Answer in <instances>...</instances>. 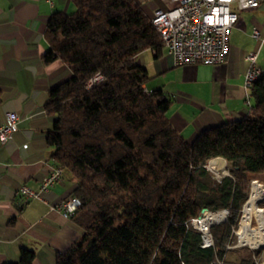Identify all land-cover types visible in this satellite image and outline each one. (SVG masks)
Wrapping results in <instances>:
<instances>
[{"label": "trees", "instance_id": "obj_1", "mask_svg": "<svg viewBox=\"0 0 264 264\" xmlns=\"http://www.w3.org/2000/svg\"><path fill=\"white\" fill-rule=\"evenodd\" d=\"M69 1L71 12L47 20L43 61L61 60L71 75L52 88L44 109L53 117L50 156L75 180L71 195L81 205L72 217L82 235L56 264H255L251 256L223 258L241 208L264 214L244 203L248 181L264 185V73L249 88L244 116L188 142L166 115L163 91L145 88L149 76L136 61L144 49L159 55L163 48L150 18L134 0ZM95 74L102 78L87 85ZM218 160L229 171L219 179L206 168ZM255 186L264 206V188ZM203 209L228 210L210 225L209 246L192 224ZM33 258L21 248L17 261L4 264Z\"/></svg>", "mask_w": 264, "mask_h": 264}, {"label": "crops", "instance_id": "obj_2", "mask_svg": "<svg viewBox=\"0 0 264 264\" xmlns=\"http://www.w3.org/2000/svg\"><path fill=\"white\" fill-rule=\"evenodd\" d=\"M150 17L155 9L171 8V0H134ZM69 0H0V126L7 111L17 114V130L0 142V264L19 259L21 248L34 251L32 264H56L77 241L82 230L73 217L51 209L71 195L75 184L64 170L43 199L19 201L18 188H37L42 177L55 166L53 147L47 141L53 117L44 109L52 88L71 72L61 60L43 61L49 48L45 28L55 11L71 12ZM256 27L264 35V0L255 8L238 12L228 34L226 60L218 65H176L163 47L157 55L144 49L136 61L149 76L148 90L161 89L169 101L166 115L188 142L203 130L241 118L250 106L246 102L244 78L249 51L262 50L252 35ZM259 58V56H258ZM257 65L264 71V66ZM251 103V102H250ZM255 186V185H252Z\"/></svg>", "mask_w": 264, "mask_h": 264}, {"label": "built area", "instance_id": "obj_3", "mask_svg": "<svg viewBox=\"0 0 264 264\" xmlns=\"http://www.w3.org/2000/svg\"><path fill=\"white\" fill-rule=\"evenodd\" d=\"M175 6L171 8L155 9L149 17L161 37L162 45L166 52L173 58L176 65L223 63L228 54V34L231 27L238 19V12L244 9L258 7L263 0H171ZM252 35L260 39V47L264 48V35L260 36L256 27ZM258 49L250 51L246 58L249 66L245 73L244 87L247 89L246 102L250 106L249 88L253 83L260 67L257 62ZM102 78L95 74L88 82L98 81ZM17 114L7 111L5 122L0 126V142L11 138L17 130ZM63 168L53 166L44 174L37 188H31L22 184L18 188L19 201L26 202L29 199H43L44 194L61 178ZM81 205V200L69 195L51 205V209L61 211L66 218L72 217ZM221 220L227 218L228 210L222 209ZM192 224L202 233V245H213V236L208 229L205 233L196 224V218Z\"/></svg>", "mask_w": 264, "mask_h": 264}, {"label": "bare ground", "instance_id": "obj_4", "mask_svg": "<svg viewBox=\"0 0 264 264\" xmlns=\"http://www.w3.org/2000/svg\"><path fill=\"white\" fill-rule=\"evenodd\" d=\"M263 73L264 71L260 69L259 73L253 77V82ZM211 169L217 176H222L226 173L222 160L212 165ZM221 217L222 212L210 211L197 218L196 224L200 226L205 233H208L209 225L220 220ZM235 234L238 237L240 245H249L252 248H264V214L253 210L243 211L238 226L235 229Z\"/></svg>", "mask_w": 264, "mask_h": 264}, {"label": "rangeland", "instance_id": "obj_5", "mask_svg": "<svg viewBox=\"0 0 264 264\" xmlns=\"http://www.w3.org/2000/svg\"><path fill=\"white\" fill-rule=\"evenodd\" d=\"M250 52V51H249ZM248 52V53H249ZM247 53V54H248ZM258 56H259V58H258ZM257 58H258V62L261 64V62H262V65L264 66V48H262V50L260 51V53L257 55ZM257 64V63H256ZM215 158H217V157H215ZM220 159V158H219ZM224 159V158H223ZM222 159V160H223ZM220 160H218V161H216V162H219ZM225 161V160H224ZM223 161V164H224V167H225V170H226V173L225 174H223V175H227V174H229V171H228V168H227V163L226 162H224ZM209 162V161H208ZM215 162V163H216ZM214 163V164H215ZM208 164V163H207ZM206 164V167L209 169V171L212 173V175H213V177L214 178H217V179H219V178H221V176H217L215 173H214V171L211 169V166L212 165H207ZM213 164V165H214ZM223 177V176H222ZM248 184H249V193H248V197H247V199L248 200H252L255 204H257V205H259V206H261V207H264L263 206V203L262 204H260V203H258V202H256L255 200H254V194H255V191H256V186H252V184H255V183H249V181H248ZM255 185H259L260 187H263L264 188V185H262V184H255ZM250 210H253V209H250ZM218 211H221V210H218ZM243 211H246V210H243ZM242 210H241V212H240V216H241V214H242V212H243ZM253 211H256V212H259V213H261L260 211H257V210H253ZM261 214H263V213H261ZM228 215V214H227ZM197 219V218H196ZM239 219H240V217H239ZM222 222V221H221ZM239 222V221H238ZM212 225V224H211ZM210 227V226H209ZM234 233H235V231H234ZM255 248H252V247H250L249 245H240V243L238 242V237L236 236V234L234 235V238H233V240H232V242L230 243V244H228L227 245V252H226V254H225V256H224V258H223V260L225 261V262H230V263H239L241 260H242V258L243 257H249V256H251V257H253L254 258V260H255V264H264V248H261L262 249V251L260 252V254H259V256H254V253H253V250H254ZM218 262L219 263H222V260H218Z\"/></svg>", "mask_w": 264, "mask_h": 264}, {"label": "water", "instance_id": "obj_6", "mask_svg": "<svg viewBox=\"0 0 264 264\" xmlns=\"http://www.w3.org/2000/svg\"><path fill=\"white\" fill-rule=\"evenodd\" d=\"M206 168H207V167H206ZM222 176H224V175H222ZM222 176H221V177H222ZM247 197H248V196H247ZM247 200H248V199L246 198V200L244 201V203H246ZM241 210H242V208H241ZM241 210H240V211H241ZM209 212H210V211H209L208 209H203L202 215H204L205 213H209ZM202 215H201V216H202ZM201 216H199V217H201ZM199 217H198V218H199ZM221 221H222V220L220 219V220H217V221L214 222V223H219V222H221ZM214 223H212V224H214ZM210 225H211V224H210ZM210 225H209V226H210ZM254 248H255V249H259V248H263V247H254Z\"/></svg>", "mask_w": 264, "mask_h": 264}]
</instances>
